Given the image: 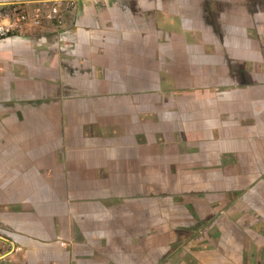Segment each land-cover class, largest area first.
<instances>
[{
  "label": "crops",
  "instance_id": "1",
  "mask_svg": "<svg viewBox=\"0 0 264 264\" xmlns=\"http://www.w3.org/2000/svg\"><path fill=\"white\" fill-rule=\"evenodd\" d=\"M73 1L0 41V264H164L264 172V0Z\"/></svg>",
  "mask_w": 264,
  "mask_h": 264
},
{
  "label": "rangeland",
  "instance_id": "2",
  "mask_svg": "<svg viewBox=\"0 0 264 264\" xmlns=\"http://www.w3.org/2000/svg\"><path fill=\"white\" fill-rule=\"evenodd\" d=\"M231 80V84L240 82L245 85L248 82L247 88L254 82L253 78ZM182 84L188 90L193 89L191 81ZM246 93L249 94L248 89ZM249 96L252 99L253 96ZM255 101L262 104L261 112L264 113V99ZM253 111L257 112L254 107L250 112ZM253 177L256 178L249 187V180ZM230 180L234 189L226 191L225 196L214 195L221 198V203L224 197L225 202L227 198L228 205L216 208L211 221L201 222L194 227L196 229L180 233L176 244L167 248L168 258L164 264H257V259L264 260V243L260 244V239L264 238V172L231 174ZM169 242L168 238L167 246Z\"/></svg>",
  "mask_w": 264,
  "mask_h": 264
},
{
  "label": "built area",
  "instance_id": "3",
  "mask_svg": "<svg viewBox=\"0 0 264 264\" xmlns=\"http://www.w3.org/2000/svg\"><path fill=\"white\" fill-rule=\"evenodd\" d=\"M31 8L28 3L0 4V41L33 37L48 32L65 12L74 10L73 0H47Z\"/></svg>",
  "mask_w": 264,
  "mask_h": 264
},
{
  "label": "flooded vegetation",
  "instance_id": "4",
  "mask_svg": "<svg viewBox=\"0 0 264 264\" xmlns=\"http://www.w3.org/2000/svg\"><path fill=\"white\" fill-rule=\"evenodd\" d=\"M36 3H37V2H36ZM219 200H220L219 198H218L217 200H215V203H217ZM221 205H222L221 202L217 203V204H216V208H220ZM214 217H215V214H214V216H213V219H214ZM197 225H201V222H198ZM202 225H203V224H202ZM203 226H204V225H203ZM193 229H196V228H193Z\"/></svg>",
  "mask_w": 264,
  "mask_h": 264
}]
</instances>
